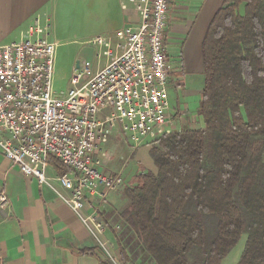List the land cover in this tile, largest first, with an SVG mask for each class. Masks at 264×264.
<instances>
[{
  "label": "trees",
  "instance_id": "obj_1",
  "mask_svg": "<svg viewBox=\"0 0 264 264\" xmlns=\"http://www.w3.org/2000/svg\"><path fill=\"white\" fill-rule=\"evenodd\" d=\"M201 55V127L142 145L153 170L122 178L117 217L140 242L128 245L131 254L153 264H221L242 235L237 264H264V0H224ZM49 164L59 176L69 172ZM79 254L111 264L95 249Z\"/></svg>",
  "mask_w": 264,
  "mask_h": 264
},
{
  "label": "built area",
  "instance_id": "obj_2",
  "mask_svg": "<svg viewBox=\"0 0 264 264\" xmlns=\"http://www.w3.org/2000/svg\"><path fill=\"white\" fill-rule=\"evenodd\" d=\"M129 1L136 5L139 25L117 31L115 38L123 43L115 49L106 36L89 40L108 61L96 72L91 62H81L66 91L54 88L56 44L0 45V152L22 174L54 192L113 263L100 205L123 179L121 172L101 171L104 146L115 129L129 133L131 153L173 129L161 41L168 0ZM50 158L69 172L48 179ZM8 206V196L0 191V211Z\"/></svg>",
  "mask_w": 264,
  "mask_h": 264
},
{
  "label": "crops",
  "instance_id": "obj_3",
  "mask_svg": "<svg viewBox=\"0 0 264 264\" xmlns=\"http://www.w3.org/2000/svg\"><path fill=\"white\" fill-rule=\"evenodd\" d=\"M223 1L168 0L163 46L168 80L174 83L177 91H181L182 101L192 97L197 101L199 99L200 84L204 83L201 45L208 25ZM56 2L57 0H0V45L21 41H47L49 25L56 16ZM90 4L82 7L81 11L86 15L88 11L96 10L101 20H97L93 32L95 35L89 39L106 36L111 48L115 49V44L123 43L115 38L117 31L129 26L137 27L140 23L136 5L129 0H94ZM172 57L179 59L177 66L170 62ZM107 61L108 59L95 66L93 64V72L105 66ZM76 63L72 66V74ZM170 67H174L177 74L180 73L177 78L172 77V73L170 75ZM198 83L200 84L195 89L194 86ZM177 94L179 97V93ZM175 99L180 101L177 97ZM179 106L178 104V109L170 115L172 127L176 131L199 129L201 122L197 114L192 117L181 112ZM126 139L119 130L112 133L104 146L101 171L106 174L121 172L123 175L128 164L124 159L129 154L140 168L153 170L148 147L140 146L131 153V145ZM45 174L50 180L57 175L50 164ZM51 183L57 187L55 181ZM0 191H4L9 199L8 208L0 211V264H98L95 256L79 254L80 250L95 249L101 255L95 241L71 210L47 186L40 185L35 177L25 176L17 166L11 165L1 152ZM91 202L96 205L93 199ZM125 205L126 201L117 189L107 193L100 205L102 219L107 224L103 237L108 241L112 239L115 243L112 236L123 226L117 213ZM128 251L131 253L129 249L125 250L129 258L125 264H153L151 260H142L139 256L130 258ZM113 264L121 263L116 259Z\"/></svg>",
  "mask_w": 264,
  "mask_h": 264
},
{
  "label": "rangeland",
  "instance_id": "obj_4",
  "mask_svg": "<svg viewBox=\"0 0 264 264\" xmlns=\"http://www.w3.org/2000/svg\"><path fill=\"white\" fill-rule=\"evenodd\" d=\"M89 1V3H88ZM94 0H57V11L56 16L52 19V22L49 25V32L47 36V41L56 44L57 46V58L55 65V72L53 77L54 88L57 93L66 91L69 88V80L72 75V66L75 65L76 62L89 61L94 64H103L105 63V56L103 55V51H99V49H95L88 44V40L96 29V22L99 19L97 16L96 10L88 11V14L85 15L84 11H81L82 7L85 5L90 6V2ZM107 1V0H106ZM168 14L165 13L163 22L166 23L165 16ZM163 32L161 41L163 42ZM99 56V58L97 57ZM170 62L173 66H177L179 64V59L176 57L170 58ZM172 73V77H176L180 75V73H176L174 67H170V75ZM169 75V74H168ZM200 83L195 85V89L198 88ZM202 83L200 84V89L202 87ZM174 83H170L169 80L167 82L166 90L169 100V114L173 115L174 112L178 109V104L180 105V111L190 114L192 117H196V111L199 103L196 98H188L185 101L182 97L181 91H177ZM179 93V97L178 94ZM177 94V96H176ZM200 94V93H199ZM180 99L176 100L175 98ZM200 98V96H199ZM176 101V102H175ZM179 101V102H178ZM188 106V107H187ZM172 130H175L174 128ZM115 129L113 132H116ZM129 136V133H125L124 138L126 139ZM127 141V139H126ZM131 145V142H128ZM130 147V146H129ZM124 162L128 163L127 167L124 169L123 178L126 182H129L131 177L140 169L138 164L134 161L131 154L127 158L124 159ZM118 231V230H117ZM113 239L110 240V243L114 245H108L112 258L118 259L120 262L119 247H122L124 250L130 248L128 245H140L136 235L129 231L128 229H119V231L113 234ZM108 240L107 238H104ZM246 237L242 235L237 242V244L233 247V249L227 254V256L222 260L221 264H237L245 243ZM98 248V247H97ZM99 252L102 256L106 258L104 252H102L98 248ZM129 252V251H128ZM118 253V254H117ZM130 253V252H129ZM133 253H130V258H134ZM107 259V258H106ZM116 259H114L116 261ZM109 260V259H108ZM111 264L113 262L109 260Z\"/></svg>",
  "mask_w": 264,
  "mask_h": 264
},
{
  "label": "water",
  "instance_id": "obj_5",
  "mask_svg": "<svg viewBox=\"0 0 264 264\" xmlns=\"http://www.w3.org/2000/svg\"><path fill=\"white\" fill-rule=\"evenodd\" d=\"M78 66H79V64H78V63H76V68H78Z\"/></svg>",
  "mask_w": 264,
  "mask_h": 264
}]
</instances>
